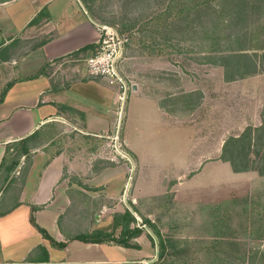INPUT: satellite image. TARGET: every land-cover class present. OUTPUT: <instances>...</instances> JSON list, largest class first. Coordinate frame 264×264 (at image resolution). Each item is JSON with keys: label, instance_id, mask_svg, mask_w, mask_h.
<instances>
[{"label": "rangeland", "instance_id": "374dc122", "mask_svg": "<svg viewBox=\"0 0 264 264\" xmlns=\"http://www.w3.org/2000/svg\"><path fill=\"white\" fill-rule=\"evenodd\" d=\"M81 1L96 20L99 34L100 25H106L123 40L117 70L126 83L124 104L122 84L107 81L115 92L113 126L98 135H84L79 123L74 124L75 120L69 117L57 125L51 139L43 144V138L32 141L33 147L19 162L18 170H26L31 155L45 145L54 146L51 153L64 150L72 158L74 154L81 155L84 163L91 156V168L108 167L122 172L118 185L134 170L127 198L140 196V217L135 215V224L142 226L144 234L139 242L146 251L135 264L158 261V238L147 224H142L143 218L154 223L162 238L176 240L175 249L180 251L171 255L174 250L169 248L166 255L171 264H264V136L258 138L254 147L258 153H250L253 167L248 171L235 172L229 161L216 162L213 158L229 137H238L248 127H264V69L249 73L252 67H244L241 73H231V64L219 58L239 48L238 43L226 38L229 26L221 24L222 19H231L225 13L228 9L221 0ZM260 7L264 14L263 4ZM217 25L220 27L215 29ZM77 67L78 71L73 69L76 73L64 68L66 75L86 73L83 62ZM135 90L157 100L162 96L166 106L171 103L170 114H178L176 123L183 122L185 113L189 115L188 126L177 127L172 134L176 136L173 143L165 144L161 139L164 133L158 142L156 132L151 130L148 142L136 146L139 164L137 154L133 159L123 137L127 102ZM185 136L194 140L196 158L203 151L202 158L206 160L200 162V166L205 163L202 170L186 179L177 191L164 186L158 192L146 186L137 193L139 169L148 174L161 167L163 178L175 176L178 170H174V164L180 167L187 161L183 155L188 146L177 142ZM36 141L39 146L33 144ZM172 155L174 162L170 160ZM18 173L16 176L21 179L23 174ZM122 190L113 200H107L100 192L94 198L98 210L94 206L81 210L86 221L98 224L101 219V227L118 236L120 229L113 230L112 221L114 213L124 211ZM8 192L9 188L2 199L6 200ZM95 212L102 216L95 217ZM86 223L73 227L71 234L85 232Z\"/></svg>", "mask_w": 264, "mask_h": 264}, {"label": "crops", "instance_id": "0c3cea01", "mask_svg": "<svg viewBox=\"0 0 264 264\" xmlns=\"http://www.w3.org/2000/svg\"><path fill=\"white\" fill-rule=\"evenodd\" d=\"M98 38L97 22L81 0H0V264H135L146 254L139 242L142 232L135 238L137 248L69 238L73 227L88 222L82 209L94 206L98 210L94 198L100 192L107 200H113L123 189V210L126 207L140 217V196L127 198L134 170L118 185L122 172L108 167L91 168V156L84 163L78 154L72 158L64 150L51 153L53 145H45L32 154L25 173L18 170L19 163L10 172L1 167L9 145L33 133V141L43 138V144L51 139L57 125L69 117L75 120L74 124L79 123L84 135H98L113 126L115 92L107 80L91 77L87 71L70 77L65 72L68 68L78 71L80 62L85 65L83 59L90 55ZM85 46V51L73 54ZM61 57L62 61H55ZM53 65L56 66L51 69ZM135 91L127 102L123 137L133 159L137 154L139 164L136 146L148 142L151 130L156 132L158 142L163 139L165 144L173 143L176 136L172 134L177 127L188 126L189 115L185 113L183 122L176 123L178 114H170L171 103L166 106L162 96L157 100ZM121 119L122 114L120 126ZM177 142L188 146L183 155L187 161L180 167L174 164L178 171L173 178H163L161 167L148 174L139 169L137 193L146 186L158 192L164 186L177 191L186 179L202 170L205 163L200 166V162L206 158H202L203 151L199 158L194 156V140L185 136ZM33 144L39 146L37 141ZM222 146L213 156L216 162L222 160ZM24 158L22 155L19 162ZM170 160L174 162V155ZM18 172L23 174L21 179L16 176ZM31 214L47 236L32 223ZM101 221H89L84 231H109L101 227Z\"/></svg>", "mask_w": 264, "mask_h": 264}, {"label": "trees", "instance_id": "16d2710c", "mask_svg": "<svg viewBox=\"0 0 264 264\" xmlns=\"http://www.w3.org/2000/svg\"><path fill=\"white\" fill-rule=\"evenodd\" d=\"M221 2L228 9L225 10V13L231 16L229 20H221V24L229 26L230 32L226 34V38L228 41L238 43L239 48L235 51L230 50L228 51L229 53L222 54L219 58L224 59V61L227 60L231 64V70H229L231 73H241V69L244 67L248 69L252 67L249 73L257 72L259 68L264 69V14H261L260 7L262 4L264 6V0H221ZM178 8L182 10L180 6ZM219 27L220 25H217L215 29ZM87 48L88 46H85L73 54H78ZM61 59L63 58H57L55 61L57 62ZM9 85L3 90L2 96ZM34 136L33 133L21 139L19 142L9 145L1 167H5L7 172H10L18 165L22 155L26 159L32 149L31 142ZM262 136H264L263 125L254 129L248 127L238 137H229L222 146L221 159L223 161H229L235 172L250 170L253 167L250 153L252 151L255 155L258 153L254 150V147L259 143L257 141L262 139ZM26 170L24 169L23 173ZM259 170H262V167H259ZM261 172L264 174V169ZM142 220V224H147L158 238V261L150 264H171L167 262L166 255L169 248L174 250L171 252V255H175L176 252L180 251L175 249L177 247L176 240L162 238L159 230L151 220L147 218H143ZM31 221L37 226L32 214ZM135 222L136 218L133 213L125 208L123 212H116L113 215V230L120 229L118 236L112 231L107 232L100 229H93L90 232L70 234L71 236L69 238L79 239L84 242L119 244L124 247L137 248L139 245L134 240L142 232V226L135 224ZM37 228L43 235H48L43 228L39 226ZM151 238L153 242V237L151 236ZM61 245L63 246L64 244L62 243Z\"/></svg>", "mask_w": 264, "mask_h": 264}, {"label": "built area", "instance_id": "2783aa9c", "mask_svg": "<svg viewBox=\"0 0 264 264\" xmlns=\"http://www.w3.org/2000/svg\"><path fill=\"white\" fill-rule=\"evenodd\" d=\"M99 38L84 62L87 73L91 77L106 79L109 83L119 81L126 95V83L117 70V63L122 55L123 40L118 32L109 26L100 25ZM78 60V59H77Z\"/></svg>", "mask_w": 264, "mask_h": 264}, {"label": "water", "instance_id": "95a60500", "mask_svg": "<svg viewBox=\"0 0 264 264\" xmlns=\"http://www.w3.org/2000/svg\"><path fill=\"white\" fill-rule=\"evenodd\" d=\"M123 103H124V100H123ZM133 213H134L133 215L135 216V215H136V213H135V212H133ZM136 216H137V215H136Z\"/></svg>", "mask_w": 264, "mask_h": 264}]
</instances>
